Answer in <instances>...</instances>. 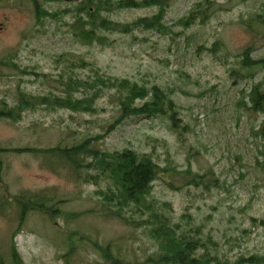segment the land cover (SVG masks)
Listing matches in <instances>:
<instances>
[{
    "label": "rangeland",
    "instance_id": "374dc122",
    "mask_svg": "<svg viewBox=\"0 0 264 264\" xmlns=\"http://www.w3.org/2000/svg\"><path fill=\"white\" fill-rule=\"evenodd\" d=\"M201 1H173L164 19L172 31L167 34L144 29L131 33L99 30L104 37L101 42L84 44L73 36L72 12L58 19L45 17L43 24L36 25L30 0H0V57L12 52L19 65L45 75L35 78L0 69V103L13 104L18 84L30 94H62L63 80L71 74L90 76L89 66L110 77L171 90L178 123L184 127L181 134L170 128L165 116H134L118 125L99 146L110 151L130 148L150 155L161 166L169 158L177 170L189 166L204 174L212 169L220 187L171 190L164 180L182 183L181 175L173 174L155 181L152 195L170 203L172 219L181 227L199 226L203 238L210 234L218 243L215 248L209 246L211 253L229 259L264 254V142L255 136L263 115L246 109L242 101H247L246 93L262 72L248 79L238 76L235 82L231 75L239 68V53L249 45L254 47L253 58L264 57V27L253 20L255 16L264 20V0H213L214 12L205 24L184 28L176 23ZM70 2L40 0L48 11L62 10ZM156 10L145 7L104 14L113 21L130 22ZM216 40L223 46L214 55L198 49L210 48ZM80 60L89 66H81ZM97 106L94 114L50 112L42 107L25 111L17 122L0 118V148H46L102 132L112 121L115 106L107 94L98 99ZM0 160V243L4 250L9 249L10 236L18 227L11 243L25 264L101 262L88 243L70 238L72 231L103 245L113 241V250L130 261L144 260L153 252L154 242L144 227L91 211L98 207V185L74 177L63 162L45 154L11 151H2ZM22 194L42 196L48 200L47 206L49 198L60 201L58 208L63 213H85L66 220L51 212L55 215L52 222L49 212L26 209L20 219L23 209L12 195ZM252 217L262 223L253 225ZM70 246L73 252L67 255Z\"/></svg>",
    "mask_w": 264,
    "mask_h": 264
},
{
    "label": "trees",
    "instance_id": "16d2710c",
    "mask_svg": "<svg viewBox=\"0 0 264 264\" xmlns=\"http://www.w3.org/2000/svg\"><path fill=\"white\" fill-rule=\"evenodd\" d=\"M30 1L36 25L43 24L45 17L58 19L65 12H72L75 17L71 26L73 36L84 44H92L96 40L101 42L104 37L99 35V30L131 33L134 29H144L154 30L163 35L172 32L164 19L168 7L175 0H70L68 7L58 11H48L41 5L40 0ZM41 1L46 3L59 0ZM214 4L213 0L197 2L176 23L184 28L195 23L205 24L214 12L212 8ZM145 7H156L157 10L149 16H140L130 22L113 21L104 14ZM253 20L264 27V20L260 21L258 16ZM222 46V42L216 40L210 48L199 46L198 49H206L214 55ZM253 48L249 45L239 53V68L232 70L231 75L235 82L238 76L248 79L253 78L257 72H262L260 80L246 93L247 101H242L246 109L263 115L255 136L264 142V57L253 58L251 56ZM14 56V53L8 52L0 57V69H8L20 75H32L35 78L45 76L34 69L19 65L14 61ZM80 65L89 66L83 60H80ZM89 70L90 76L80 78L71 74L64 79L62 94L52 91L45 94H30L22 90L18 84L13 104L1 100L0 118L17 122L21 120L25 111H34L42 107L50 112L62 110L94 114L98 111V99L107 94V98L115 106V114L112 121L104 125L102 132L84 135L71 144L60 142L46 148H0V153L31 152L49 155V159L63 162L74 177L98 185L95 191L98 196V207L91 211L103 217L117 218L133 227H144L155 248L144 260L130 261L113 250L115 244L113 241L103 245L78 231L70 232V238L76 236L80 242L88 243L98 253L101 262L95 260L94 264H264V254H241L229 259L215 252L211 253L209 246L215 248L218 243L210 234L203 238L199 226L181 227L172 219L170 203L160 202L152 195L154 182L163 180L165 176L172 177L173 174H180L182 183L178 185L172 179L164 180L165 185L171 190H181L185 186L195 188L202 186L205 189L220 187L219 178L212 177L214 173L212 169L204 174L192 171L189 166L184 170H177L169 158L166 160L168 164L161 166L150 155L130 148L110 151L99 146V143L103 142L118 125L134 116L148 118L165 116L170 121V128L181 134L184 127L178 123L180 119L177 117L176 103L171 97L172 91L156 84L147 87L127 78L110 77L96 66H89ZM1 167L0 160V170ZM13 198L24 203V208L31 207L46 214L49 212V220L52 222H55L53 213H60L66 220L85 213H63L58 208L60 201L53 198H49V206L46 205L48 200L42 196L22 194ZM184 216L191 219L189 214ZM251 223L261 224L262 220L252 217ZM72 252L73 247L70 246L67 255Z\"/></svg>",
    "mask_w": 264,
    "mask_h": 264
},
{
    "label": "flooded vegetation",
    "instance_id": "af4514ba",
    "mask_svg": "<svg viewBox=\"0 0 264 264\" xmlns=\"http://www.w3.org/2000/svg\"><path fill=\"white\" fill-rule=\"evenodd\" d=\"M12 235L13 234L10 236L9 249L4 250L0 243V264H25L17 252L15 246L11 245V242H13L11 240V237H13Z\"/></svg>",
    "mask_w": 264,
    "mask_h": 264
}]
</instances>
